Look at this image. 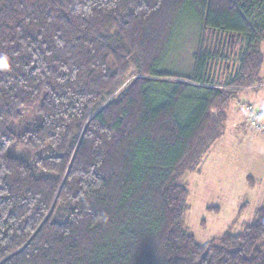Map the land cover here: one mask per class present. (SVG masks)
<instances>
[{"label":"trees","instance_id":"obj_1","mask_svg":"<svg viewBox=\"0 0 264 264\" xmlns=\"http://www.w3.org/2000/svg\"><path fill=\"white\" fill-rule=\"evenodd\" d=\"M263 67L264 0H0V264H264V204L200 244L181 182Z\"/></svg>","mask_w":264,"mask_h":264},{"label":"rangeland","instance_id":"obj_2","mask_svg":"<svg viewBox=\"0 0 264 264\" xmlns=\"http://www.w3.org/2000/svg\"><path fill=\"white\" fill-rule=\"evenodd\" d=\"M199 32V24L195 22L181 24L163 65L165 72L191 75ZM256 90H244L241 98L228 105L223 134L203 157L198 169L181 180L189 190L184 226L200 244L217 239L228 230L243 232L264 204V117L263 127L254 126L251 118L252 108L264 114V103L253 106L244 94ZM234 110L240 114L238 124L229 119L230 111ZM36 115L35 110L25 113V117H30L27 128L35 124Z\"/></svg>","mask_w":264,"mask_h":264},{"label":"crops","instance_id":"obj_3","mask_svg":"<svg viewBox=\"0 0 264 264\" xmlns=\"http://www.w3.org/2000/svg\"><path fill=\"white\" fill-rule=\"evenodd\" d=\"M262 75L264 77V68H263V74ZM244 94H246L245 96H247V98H248V100L246 99V101L253 102V106L254 105L255 106H261L264 103V86L259 88L258 90L254 91V92H251V93H249V92L246 93L245 92ZM250 95H252L251 98H249ZM244 99H241V101L244 100ZM239 117H240V114L235 112V110L232 111V112L230 111L229 119H230L231 122H236L237 123Z\"/></svg>","mask_w":264,"mask_h":264},{"label":"built area","instance_id":"obj_4","mask_svg":"<svg viewBox=\"0 0 264 264\" xmlns=\"http://www.w3.org/2000/svg\"><path fill=\"white\" fill-rule=\"evenodd\" d=\"M264 114L262 110L252 108L251 110V118H252V124L256 127H263V123H261V120L263 119Z\"/></svg>","mask_w":264,"mask_h":264}]
</instances>
